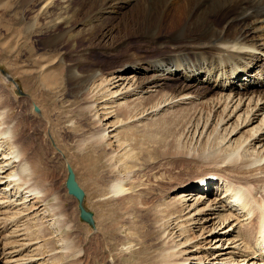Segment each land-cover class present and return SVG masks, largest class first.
I'll use <instances>...</instances> for the list:
<instances>
[{
    "label": "rangeland",
    "instance_id": "1",
    "mask_svg": "<svg viewBox=\"0 0 264 264\" xmlns=\"http://www.w3.org/2000/svg\"><path fill=\"white\" fill-rule=\"evenodd\" d=\"M90 4L92 0H0V96L5 99L10 119L16 117L18 120L17 113L23 110L22 116L38 128V138L47 141L48 154L45 158L51 172L48 180L70 226L67 231L58 225L50 209L52 197L49 196L44 203H36L38 205H33L31 210H24L26 216L21 218V227H18L22 229L19 232L22 236L8 237L10 247L5 252L11 251L13 245L20 247L24 243H31L21 252V256L36 257V262L32 264H160L161 255L166 253L167 248L177 246L175 250L183 251L185 254L182 256L190 260L189 264H198L199 259H204L202 264H232L230 261L235 258L232 255L214 260L208 249L214 247V240L210 244L209 238L202 242L207 235H202L201 228H193L190 221L181 217L180 208H176L173 200L177 194L179 196L180 192L189 188L190 181L210 176L211 171L196 164L195 157L208 144L213 146L220 142L225 129L226 132L231 130L234 119L222 126L217 135H208L215 128L220 109L214 113L206 102L217 93L206 94L199 102L179 103L176 107H165L154 115H148V109L168 91V87L161 85L153 92L157 95L155 100L143 108H135L137 120L126 123L118 113L104 114L105 110L112 108H109V102L104 101L108 95L102 90L104 87L98 84L99 76L87 82L86 89L91 100V97H98L95 109L81 111L84 105L91 102L89 97V101H84L85 94L79 90L82 86L80 80L87 79L89 75L87 65L98 68L101 76H105L116 67V61L125 59L121 57V47L110 48L109 53L93 46L96 41L92 39L93 36L90 38L87 35V28L92 24L116 25L112 38L118 44L121 32L119 18L130 9L103 13L101 19L88 21L85 12ZM65 8L69 16L67 22L58 19L59 16H67ZM59 21L61 24L58 25ZM51 27H54L53 30ZM71 27L75 29L67 32ZM58 40L62 45L57 44ZM91 40L94 42L90 43ZM135 43L132 41L130 45L138 47L139 43ZM112 63L114 66H111ZM124 65L132 63L127 61ZM123 76L129 79L133 76L144 78L139 70ZM114 88H111L112 91H116ZM252 88L256 91L255 95L257 92L264 93L263 85L252 84ZM122 98L116 99L114 104L128 102L133 97ZM35 106L38 111L34 110ZM244 108L239 114L243 113ZM261 113L263 115L264 110ZM93 114L95 117L98 115L96 119ZM97 119H101L103 126ZM260 119L261 116L249 128L258 126ZM207 120L206 132L202 127ZM13 122L9 121L11 124ZM3 126L0 124V129ZM101 127L107 129L106 138L94 145L98 137H91V134H96ZM244 130L231 140L240 138ZM202 131L203 139L199 137ZM21 136L29 145L26 132H22ZM207 138L210 140L206 141ZM258 143L254 148L260 147L264 141ZM0 145V150L7 151V143L0 142ZM36 148L32 150L36 151ZM67 164L72 167L75 179L84 192L83 204L93 214V226L79 217L77 200L67 192ZM115 181L122 182L124 191L111 192ZM176 188L179 191L175 193ZM222 189V186L214 185L212 189L201 186L200 190L189 194L192 197L187 205L194 204L199 196L206 198L208 203L217 196L221 197ZM0 193H3L1 189ZM16 198L11 199L14 201ZM31 200L27 202L29 206L34 203V199ZM15 207H11L9 216L23 211L22 206ZM231 210L239 216L238 211ZM226 211L230 213V210ZM211 218L205 225L206 230L218 221L215 215ZM186 226L191 229L187 231ZM14 227L10 226L5 233L13 236L17 229ZM234 231L226 238L222 237L226 240L223 241L224 248L230 244L228 240L235 236ZM165 232L171 237L166 243L161 237ZM15 239L17 241H13ZM185 240L193 247L186 245ZM63 242L69 243V249L74 252L70 257L62 255ZM232 245L237 243L229 247L233 248ZM3 260L0 264H8V260Z\"/></svg>",
    "mask_w": 264,
    "mask_h": 264
},
{
    "label": "bare ground",
    "instance_id": "2",
    "mask_svg": "<svg viewBox=\"0 0 264 264\" xmlns=\"http://www.w3.org/2000/svg\"><path fill=\"white\" fill-rule=\"evenodd\" d=\"M124 8L130 9L118 17L121 20L118 44L112 38L116 25L107 27L92 24L87 28V35L90 38L93 36L92 39L96 41L93 46L109 53L110 48L121 47V57L125 59L116 61V67H112L113 70L105 76H101L98 68L87 65L86 72L89 75L85 80L80 78L82 86L79 90L85 94L84 101L91 102L84 105L81 111L86 108L94 110L96 101H99L96 100L98 97H91V100L86 90L87 82H92L98 76V84L104 87L102 90L108 95L104 101L109 102V108H112L110 111L105 110L104 114L118 113L126 123L137 120L135 108H143L155 100L157 95L153 92L161 85L168 87V91L148 109V115H154L165 107H176L179 103L199 102L206 94L217 93L206 102L214 113L220 109L215 128L208 135H217L222 126L234 119L232 128L228 132L225 129L220 142L217 141L213 146L208 144L195 157L196 164L207 167L211 174L204 179L190 181L187 186L189 188L174 197V205L180 208V215L185 221H190L193 228H201L202 235H207L202 242L209 238L210 244L214 240V247L208 248L210 255L215 257L214 260L232 255L235 256L230 261L232 264H264V143L257 149L256 146L254 148L256 142L264 141V114L261 113L264 110V93L257 92L255 95L256 91L252 88V84L264 87V0H92L85 16L88 21H95L101 19L103 13L124 11ZM64 13L67 16H59L58 19L65 22L69 17L67 8ZM60 21L58 25L61 24ZM51 28L53 30L54 27ZM74 29L71 27L67 32ZM94 41L91 40L90 43ZM132 41L135 44L138 42V47L131 46ZM59 43L58 40L57 44ZM127 61L132 65H124ZM137 70L144 74V78L133 76L129 79L123 76ZM125 81V86L121 87ZM113 87H116V91H112ZM242 88L244 90L240 91ZM144 93L147 96H143ZM177 96L180 98H176ZM122 97L133 98L129 103L114 104L116 99ZM243 107V113L239 114ZM20 110L17 113L18 120L16 117L10 119L5 99L0 96V124H4L3 129H0V142L8 145L7 151L0 150V189L3 192L0 193V263L5 259L9 261L8 264H32L37 260L36 257L21 256V252L31 243H24L20 247L13 245L11 251L5 252L10 247L8 237L18 238L21 235L19 232L22 229L18 227H21V218L26 216L24 210H31L33 205L44 203L51 196L50 209L58 225L67 231L70 227L66 223V215L57 204L58 196L53 192L52 183L48 180L51 172L45 158L48 154L47 141L38 138V128L29 124L22 116L23 110ZM97 116L94 115L95 119ZM259 116L261 119L258 126L249 128ZM97 120L102 125L101 119ZM207 127L208 120L202 129L207 132ZM242 130L243 137L241 135L240 138L231 140ZM106 131L101 127L96 134H91V137H98V142H93L94 145L106 138ZM22 132H26L29 145L23 141ZM203 134L202 131L199 135L202 139L205 137ZM209 140L207 138L206 141ZM34 148L36 151L32 150ZM13 177H19L20 182L17 183ZM214 185L223 187L221 197L217 196L206 203L207 199L199 196L194 204L187 205L192 197H189L190 193L200 190L201 186L212 189ZM121 191H124L122 182L115 181L111 192ZM177 191L179 188L174 190L175 193ZM211 193L214 194L212 191ZM11 198L16 199L13 201ZM31 199H34V203L29 206L27 202ZM15 206H22L23 211L13 213L15 215L11 217L8 213ZM231 208L238 211L239 216L234 215ZM212 215L218 221L212 224L211 229L206 230L205 225L212 220ZM10 226L17 227L15 233L12 230L10 232H13V236L5 233ZM190 229L186 226L187 231ZM232 231L235 236L228 240L230 244L224 248L223 241L226 240L222 237L226 238ZM161 237L165 239V243L171 238L166 232ZM63 243L62 255L70 257L74 252L69 249V243ZM236 243L237 245H232L233 248L229 247ZM176 247L167 248L166 253L161 255L160 264H189L190 260L182 256L185 253L175 250ZM192 247L191 245L190 248ZM229 249L233 250L223 253ZM215 252L218 253L214 255ZM203 262L204 259L198 260V264Z\"/></svg>",
    "mask_w": 264,
    "mask_h": 264
},
{
    "label": "water",
    "instance_id": "3",
    "mask_svg": "<svg viewBox=\"0 0 264 264\" xmlns=\"http://www.w3.org/2000/svg\"><path fill=\"white\" fill-rule=\"evenodd\" d=\"M34 110L38 111L36 106L34 107ZM66 168H67V176L65 179V187L67 189V192H68V194L75 197L77 200L79 217L83 221H85V222H87L93 226L94 225L93 214L91 211L86 209L84 207V204H83L84 192H83L82 188L78 185V183L75 179V174H74L73 169L70 166V164H67Z\"/></svg>",
    "mask_w": 264,
    "mask_h": 264
},
{
    "label": "clouds",
    "instance_id": "4",
    "mask_svg": "<svg viewBox=\"0 0 264 264\" xmlns=\"http://www.w3.org/2000/svg\"><path fill=\"white\" fill-rule=\"evenodd\" d=\"M9 138H11V137L9 136ZM13 179H14L17 183L20 182V178H19V177H13Z\"/></svg>",
    "mask_w": 264,
    "mask_h": 264
}]
</instances>
